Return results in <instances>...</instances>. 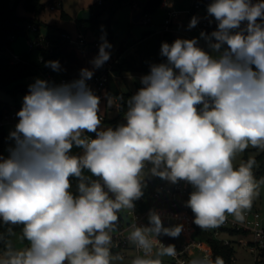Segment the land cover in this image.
Segmentation results:
<instances>
[{"label":"clouds","instance_id":"9594fccd","mask_svg":"<svg viewBox=\"0 0 264 264\" xmlns=\"http://www.w3.org/2000/svg\"><path fill=\"white\" fill-rule=\"evenodd\" d=\"M218 22L210 47L213 58L198 47L197 39H176L161 45L167 63L154 64L141 79L142 87L130 100L126 125L97 131L100 98L86 81L93 72L81 69L80 79L59 86L41 79L29 86L20 118L10 133L16 147L0 157V219L22 224V238L29 246L17 248L4 242L0 264H113L111 233L118 213L134 208L142 196L141 174L145 162L151 173L172 183L190 182L195 190L186 206L203 230L222 225L227 215L245 220L259 195L252 158L238 167L233 160L249 146L264 149V2L214 0L207 8ZM246 28L240 29L241 22ZM198 19L193 17L189 28ZM103 39V38H102ZM103 40L91 62L100 68L110 59ZM255 66V71L252 66ZM46 66L59 71L58 61ZM196 105H202L197 110ZM95 132L96 139L83 133ZM83 149L70 155L73 146ZM88 169L101 181L82 175ZM79 178V195L68 190L69 177ZM107 189V191L105 190ZM114 194V199L109 197ZM150 226L131 224L128 241L143 252L131 264H163L161 257L175 258V245H163L161 234L179 237L182 225L164 227L155 211ZM9 236L14 233L9 229ZM158 249L153 253L154 246ZM188 264H225L210 255Z\"/></svg>","mask_w":264,"mask_h":264},{"label":"rangeland","instance_id":"374dc122","mask_svg":"<svg viewBox=\"0 0 264 264\" xmlns=\"http://www.w3.org/2000/svg\"><path fill=\"white\" fill-rule=\"evenodd\" d=\"M173 2L174 10L180 13V16L173 20L174 26L171 27L173 34V42L176 39H197L199 44H206V38L201 36V31L196 25L195 27L189 28L190 21L185 16V11L189 10L192 7V0H168ZM252 1V0H251ZM45 8L39 15V20L41 21V26L38 32L28 31L26 35L15 37L11 44V49L8 52H5V56L9 59L12 55H21L22 53L28 51L30 49L29 45L31 42H34L36 38L41 35H52L58 34L61 31H65L69 33L72 37H83L86 38L89 42H96L98 44L96 49H82L83 51H92L99 53V47L103 40H106L111 48L106 49V51L110 52V60H114L117 57H120L126 50L128 51L123 58H119L120 62L124 64V66L135 67V52L132 47L137 44L140 40L144 39L145 36L152 31H156L157 34H160L163 37L164 27L159 23L163 22L165 19V13L159 8L157 11L150 15L151 23L148 25H143L140 22H134L133 15L139 12H142L145 8L147 0H129L128 4L124 5L120 10H118L111 21L109 20V15L107 13H103L100 17V22L97 24V27L92 30L82 26V16L83 13L90 10L91 7L94 6V0H42ZM61 3L59 6L57 3ZM213 1L210 2L213 3ZM8 4L11 8H14L16 13L19 16H25L26 13L20 4H15V0H8ZM132 4L135 6L132 7ZM54 6V9H51V6ZM84 6L86 9L81 10V7ZM209 5L201 6V10L198 13L197 18H205L202 14L207 11ZM59 13H63L64 17L61 18ZM69 16V18H67ZM200 18V19H201ZM209 23L214 24L218 23L215 20L214 16L209 15L208 17ZM205 18V19H206ZM79 21V22H78ZM103 38V39H102ZM154 43L155 40L150 41L149 43ZM77 48H68V50L76 51ZM204 51L209 54L211 57H218L221 52H217L213 50L210 46H206ZM32 58L37 59V52L32 53ZM167 63V59H166ZM108 64H103L100 67L102 70ZM111 65V64H109ZM98 72V71H97ZM150 72L144 73L141 76H146ZM136 74L130 76H125L126 82L128 83L130 90H136L135 84L137 79L135 78ZM130 77V78H129ZM36 79L44 80L43 75L39 74L33 76L31 78H26L22 81L26 86H30L33 84ZM121 88L125 90L123 83H121ZM28 94H19L15 97L9 96L6 93L0 91V101L4 102L8 109L11 112H14L17 116V113L22 109L23 99ZM108 110L106 111V117L111 119L117 114V110L113 108L112 102L108 104ZM102 103H99V109L101 110ZM19 117L14 121H11L3 126L0 129V157L7 159L10 156V150L16 146L15 140L11 138L10 133L15 131V127L19 122ZM106 127L105 123H100L98 129H104ZM264 149L252 148L249 146L244 152L237 153L234 160V167H238L242 162L245 154L247 153L250 158H254L258 154L262 153ZM83 154V149L81 155ZM147 161L145 162V164ZM153 167V165H152ZM151 170V169H150ZM150 170L143 169V173L141 174V178H149L151 175ZM257 192L259 193L253 200L252 207L253 209H257L264 212V183L259 185L257 188ZM130 209H124V225H127L129 222V216H127V212ZM164 227H174L177 226L175 224L164 225ZM260 226L264 228V219H260ZM117 228L115 232H118ZM189 234L192 239H196L195 233L193 229L189 230ZM189 242L188 234L185 227L182 228L181 234L179 237H176L178 243L180 241ZM219 240H228L231 242L233 246L234 254H233V264H255L254 256L249 251V249L240 244V240L250 239L249 235H231L227 232H222L218 236ZM13 242L15 247L22 248L29 246L24 243L22 235L20 233H16L13 236ZM131 242L129 243L128 249L126 252V257L122 261H114L113 264H131L133 258L137 256L134 249L131 248ZM133 245V244H132ZM113 255L118 254L115 251L111 250ZM157 251V248L154 249V253ZM201 257L200 253H197L192 257ZM163 264H175L171 257L164 256L161 257Z\"/></svg>","mask_w":264,"mask_h":264},{"label":"trees","instance_id":"16d2710c","mask_svg":"<svg viewBox=\"0 0 264 264\" xmlns=\"http://www.w3.org/2000/svg\"><path fill=\"white\" fill-rule=\"evenodd\" d=\"M163 0H147L144 10L141 12V16L148 14L151 15L157 11L160 7V4ZM213 0H196L201 6L209 5L210 2ZM129 0H104L103 4L99 7L93 6L90 8L91 11V18L87 21H81L82 26L94 30L97 27V24L100 22V17L103 13H107L109 15V20L113 18L114 14L120 10L124 5L128 4ZM259 2H264V0H252V4H256ZM15 4H20L24 9L26 15L19 16L14 8H11L8 4V0H0V91L6 93L9 96H17L19 94H29V87L22 83V81L26 78H31L36 75H52L57 79L60 78H68L65 70L62 67V61L64 54L66 52L71 53L73 51L68 50V46L61 41V33L65 31H61L58 34L53 35H46L47 39L52 43L53 47L52 50L45 49V50H28L22 53L20 56L21 60L19 62L11 63L9 59L5 56V52L11 49L12 42H9V38L11 36L18 37L22 35H26L28 32L27 27L29 25H35L38 29L40 28L41 21L39 20V15L44 10L45 6L42 0H15ZM64 17V15H63ZM257 23H264L260 18L257 19ZM247 21L241 22L240 29H233L232 32L240 31L241 29L246 28ZM218 30V23L217 24H210L206 30V37H211V33ZM150 34V33H149ZM147 34L146 36H148ZM145 36V37H146ZM164 41L168 44L173 43V34L166 32L163 34ZM210 43H216L215 38H211L209 41ZM202 50L205 49L206 45L202 44L200 46ZM227 45H223L220 49L222 53L224 50L227 49ZM37 52L38 58L35 60L32 58V53ZM49 61H58L60 64V70L56 71L53 70L51 67L46 66V63ZM112 64L113 69L119 73L123 71H131L127 69L124 64L121 62L117 63L113 61ZM130 67V65H128ZM253 70L255 71V66L253 65ZM103 70L99 68L98 72H102ZM136 91H122L120 88L117 87L112 77L108 76V83H107V98L115 97L118 101V111L117 114L108 119L105 115L104 121L101 123H105L106 127L104 129H97L101 131H106L107 129L111 128L115 130L120 125H126V113L129 110V100L138 92ZM197 110L202 108V105H196ZM9 110L7 105L0 101V111ZM92 132H85L84 134H88ZM84 136V135H83ZM16 147V146H15ZM14 147V148H15ZM82 152V148L76 147L75 145L70 151V155L80 156ZM250 157L246 153L243 162L249 160ZM256 161V165L253 168L254 179L256 183L262 185L264 183V151L254 158ZM152 168L151 162H147L145 164L144 169L150 170ZM82 175L87 177L89 180L94 181H101L100 177L94 176L88 169L82 170ZM166 179H162L160 176L151 175L149 178H141V190L142 196L140 199L133 201L134 209L136 212L146 210V207L149 204V201L152 196V192L156 185L160 182H163ZM69 182L71 187L69 188V192L74 196H78V184L80 182L79 178L70 176ZM107 191V189L105 188ZM109 197L114 199V194L109 193ZM177 211H185L191 218H192V228L194 230L195 236L204 241L207 248L210 249L213 260L217 256L222 257L225 261V264H231L233 259V246L231 244L225 245L220 240L215 238L214 234H211L210 230H203L198 225L194 223L195 215L191 211L189 207L186 205L180 206ZM121 216L118 215V218ZM23 225H10L5 224L2 219H0V234L5 236L6 240H11L13 245V236L16 233H20L22 235ZM14 233L13 236L8 235V231ZM216 231L219 232H227L231 235H247V233L238 230H226L224 228H217ZM163 236V234H161ZM24 243L28 245V241L23 239ZM172 241V239H170ZM4 242L0 241V252L4 250ZM15 246V245H14ZM67 264V263H65Z\"/></svg>","mask_w":264,"mask_h":264},{"label":"built area","instance_id":"2783aa9c","mask_svg":"<svg viewBox=\"0 0 264 264\" xmlns=\"http://www.w3.org/2000/svg\"><path fill=\"white\" fill-rule=\"evenodd\" d=\"M104 0H94V5L99 7L103 4ZM59 6L61 3H57ZM135 5L132 4V7ZM55 7L52 5L51 9ZM160 8L166 10V17L163 21L164 33L172 32V23L175 18H177L180 13L175 11L170 3L163 0L160 4ZM201 8V5L196 2V0H192V7L189 10H186L184 13L189 21L192 20L193 17H196V11ZM198 19V18H197ZM139 22L143 25H148L151 23L150 15L145 14L142 15L139 19ZM210 23L207 20L198 19L197 26L201 32L206 34V30L209 27ZM28 31L38 32L39 29L35 25H29L27 27ZM15 37L11 36L8 40L12 42ZM61 41L65 43L69 48H77V49H96L98 44L96 42H89L86 38L83 37H72L67 32L61 33ZM206 46H210V44L206 41ZM31 50H52V43L47 39L44 35H39L34 42H31L30 45ZM9 51V50H8ZM7 51V52H8ZM21 60L19 55H12L9 58L11 63L19 62ZM113 70L112 65H107L103 69L102 72H96L93 74L92 78L86 81L88 88H90L93 93L100 98V103H105L107 98V83L108 76ZM45 81L49 82L50 85L59 86L65 83H71L75 80L68 78H60L57 79L52 75H43ZM144 87L139 80V90ZM115 106L118 107V101L115 100ZM101 122L104 121L105 116L102 114H98ZM17 118L14 112H11L10 109L0 111V129L3 126L11 121H14ZM101 131V130H97ZM88 139H96L97 135L95 132L83 134ZM195 190L194 186L185 180H179L176 183H172L169 180H164L156 185L152 192L151 199L147 206V209L144 211L136 212L133 208L129 212H127V216H129V222L127 225H124V216L123 212L118 213L121 217L118 218L117 228L118 232L111 233L113 237V243L115 246L111 248V250L115 251L119 255L126 257V250L129 247L130 241H128L127 236L132 231L130 227L131 224H136L138 227H146L150 226L149 222V214L150 212L155 211L161 217V220L164 221L165 225H183L187 231L189 242L180 241L177 242L176 239L167 235H160L157 239L165 246L172 244L175 245L177 250V256L175 258L171 257L175 264H188V262L195 256L197 253L201 254V257L205 255H210L213 259V255L209 248L206 247L204 241L198 239H192L189 230L192 228V218L185 211H177L180 206L186 205V202L190 198V194ZM245 220L243 222L235 221L234 217L231 215H227L225 222L217 228H224L226 230H238L247 233L250 236V239L240 240V244L246 246L249 251L254 256L255 264H264V228L260 226V219H264V212L257 209L251 208L250 210H245ZM215 230V238L218 239L220 234L219 231ZM172 239V241H170ZM219 240V239H218ZM223 244L229 245L231 244L228 240H220ZM158 249V245L154 246V249ZM134 249L137 255L143 256V252L138 250L135 245ZM153 249V253H154ZM234 261V260H233ZM233 261L231 264H233ZM67 263V262H65Z\"/></svg>","mask_w":264,"mask_h":264},{"label":"crops","instance_id":"0c3cea01","mask_svg":"<svg viewBox=\"0 0 264 264\" xmlns=\"http://www.w3.org/2000/svg\"><path fill=\"white\" fill-rule=\"evenodd\" d=\"M168 3H170L174 9V4L173 2H170L168 0H165ZM86 8L84 6L81 7V10H85ZM165 13L166 17V10L163 8H160ZM201 9L196 11V16H198V13L200 12ZM141 12L137 13L140 14ZM92 14V13H91ZM137 14L133 15V18L137 16ZM60 17L63 18V13H59ZM205 18L209 16L208 12L206 11L205 13L202 14ZM92 16V15H91ZM180 16V15H179ZM178 16V17H179ZM186 16V15H185ZM69 18V16H67ZM201 18V17H200ZM198 18V19H200ZM201 18L200 20H208V18ZM79 22V21H78ZM139 22V19H138ZM161 26L163 25V22L159 23ZM216 24V23H214ZM172 26L174 24L172 23ZM51 35V34H50ZM53 35V34H52ZM46 36V35H44ZM155 40L154 43H149L150 41ZM164 38L160 35L157 34L156 31H152L148 36H146L144 39L140 40L137 44H135L132 49L135 52V67H126L127 69H130L131 71H123L122 73L117 72L116 70H112L110 73V76L114 80L115 84L117 85L118 88H120L122 91H133L129 89L128 83L126 82L125 76H132L136 74L135 78L137 79V82L134 83L136 90H139V80L142 79V74L150 72L151 66L154 64H161V63H166L167 57H164L161 55V45L164 43ZM202 44H199L197 46H200ZM82 49H76V51L68 53L66 52L63 57L62 61V67L66 72L67 77L71 78L72 80H78L80 79V71L81 69L87 68L90 71L95 74L97 71H99V68H95L93 64L91 63L94 58L98 56L99 53L95 52H88V51H83L81 52ZM128 51L126 50L120 57H117L114 60H108L104 64H113V61H116L119 63L120 59L123 58V56L127 53ZM129 77V78H130ZM121 83H123L125 90L121 88ZM134 90V91H136ZM115 100H117L115 97L109 98L105 103H102V108L98 112V114L106 115V111L108 110V104L109 102H112L113 108H115L118 111V107L115 106ZM86 132V131H85ZM84 132V133H85ZM83 133V134H84ZM147 209V207H146ZM124 216V215H123ZM163 221V220H162ZM125 222V219H124ZM164 222V221H163ZM165 225V223H164ZM183 226V225H182ZM184 227V226H183ZM131 232V230H129ZM221 233V232H220ZM176 239V238H174ZM183 241V239H181ZM131 248L134 249V244H131ZM135 251V249H134ZM136 253V251H135Z\"/></svg>","mask_w":264,"mask_h":264},{"label":"water","instance_id":"95a60500","mask_svg":"<svg viewBox=\"0 0 264 264\" xmlns=\"http://www.w3.org/2000/svg\"><path fill=\"white\" fill-rule=\"evenodd\" d=\"M140 17H141V13H140V14H137V16H135V17L133 18L134 22H138V19H140ZM90 18H91V11H90V10H88V11H86V12L83 13L82 19H83L84 21H87V20H89ZM215 230H216V228L211 229V230H210L211 234H214V233H215Z\"/></svg>","mask_w":264,"mask_h":264}]
</instances>
